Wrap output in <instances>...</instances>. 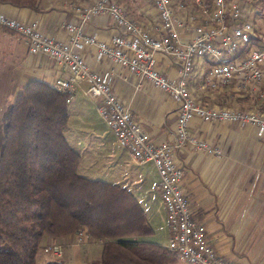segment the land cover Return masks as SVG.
<instances>
[{
  "label": "crops",
  "instance_id": "crops-1",
  "mask_svg": "<svg viewBox=\"0 0 264 264\" xmlns=\"http://www.w3.org/2000/svg\"><path fill=\"white\" fill-rule=\"evenodd\" d=\"M115 1L127 16L149 31H156L158 14L154 0ZM238 1L242 8L251 11L249 18L255 23L258 13L256 2ZM94 2L95 0H40L38 9L0 3V12L23 22L37 21L47 34L66 40L68 37L66 25L80 21L77 7L86 8ZM150 3L153 4V8ZM177 3H180L179 6ZM173 6L180 23L181 37L188 41L194 34L191 26L188 27L189 14L200 15L201 5L197 4L196 0H173ZM255 25L262 35L261 42L264 43V24ZM84 29L87 33L104 40L119 31L115 19L107 14L93 16L84 25ZM246 51V48L242 47L239 54L228 58L242 56ZM83 54L93 70L111 76L113 91L131 110L150 139L156 142L174 140L178 108L167 92L107 59L97 62L94 48H86ZM7 62L11 68L0 74V105L11 101L12 106L31 81L39 80L52 85L61 73L57 61L45 55L31 54L25 40L0 28V66L5 65L8 68ZM196 62L195 72L189 82L198 98L206 105L231 104L235 108L264 111V97L252 92L238 91L235 86H229L221 91L213 89L206 92L197 91L200 76L210 67L211 61L205 59ZM158 66L164 74L177 77L179 68L173 58L159 55ZM86 88L87 84H83L77 89L71 101L76 100L74 112L81 116L80 123L86 128L93 126L87 111L93 114L97 123L106 125L105 128L98 129L100 137H110L109 156L118 157L120 162L118 171L111 177L124 179L122 184L117 185L129 189L139 200L153 229L149 236L156 237L158 232L163 233L160 242H145L167 248L170 229L167 212L157 190L160 177L156 166L153 163L137 165L129 152L121 148L115 134L99 115L94 100L85 93ZM261 91H264V85ZM69 114L71 118L70 110ZM190 130L208 145L220 150L219 153L204 152L188 144L176 151L177 159L184 169L183 187L191 202L195 218L206 225L209 242L221 258L232 264H264V135H259L254 125L207 122L199 117L191 121ZM77 145L82 150L84 142L78 140ZM81 156L83 160V155ZM128 161L137 166H127ZM52 242H59L64 246V256L60 259L62 264H97L102 255V251L97 250L98 246L103 250L102 242L92 240L79 242L74 234L58 239L46 237L41 246ZM38 263L48 264L46 254L40 250L37 254Z\"/></svg>",
  "mask_w": 264,
  "mask_h": 264
},
{
  "label": "built area",
  "instance_id": "built-area-1",
  "mask_svg": "<svg viewBox=\"0 0 264 264\" xmlns=\"http://www.w3.org/2000/svg\"><path fill=\"white\" fill-rule=\"evenodd\" d=\"M154 2L158 14L155 32L127 16L115 0H95L86 8L77 7L80 21L66 25V40L47 34L37 21L23 22L3 12H0V28L25 40L31 54L45 55L58 62L61 73L52 85L68 95L69 103L77 89L87 84L85 93L94 100L99 115L115 134L118 144L129 152L135 163L156 166L160 177L157 190L170 229L167 249L184 264H232L219 256L209 242L206 225L195 218L183 187L184 169L176 151L191 144L204 152H220L191 132L190 123L195 117L207 122L254 125L259 135H264V111L206 105L189 82L196 60L209 59L211 65L202 72L197 91H221L235 86L238 91L264 97L261 91L264 85L262 35L249 18L251 11L242 8L238 0H196L201 5V14H189L188 27L191 26L194 34L184 41L173 0ZM99 14L111 15L116 21L119 31L109 39H100L84 29V25ZM89 47L94 48L97 62L107 59L150 81L173 98L178 116L172 142H156L147 136L131 110L113 91L111 76L88 65L83 51ZM242 47L247 50L244 55L228 58L239 54ZM159 55L173 58L179 68L177 77L160 70ZM75 236L79 242L91 240L86 228H80ZM43 250L56 258L64 255V246L59 242Z\"/></svg>",
  "mask_w": 264,
  "mask_h": 264
},
{
  "label": "trees",
  "instance_id": "trees-1",
  "mask_svg": "<svg viewBox=\"0 0 264 264\" xmlns=\"http://www.w3.org/2000/svg\"><path fill=\"white\" fill-rule=\"evenodd\" d=\"M38 9L40 0H0ZM68 95L27 84L5 114L0 150V264H37L46 237L86 228L102 242L97 264H178L167 248L133 238L153 229L127 188L79 174L82 156L69 143ZM60 264V262H56Z\"/></svg>",
  "mask_w": 264,
  "mask_h": 264
},
{
  "label": "rangeland",
  "instance_id": "rangeland-1",
  "mask_svg": "<svg viewBox=\"0 0 264 264\" xmlns=\"http://www.w3.org/2000/svg\"><path fill=\"white\" fill-rule=\"evenodd\" d=\"M254 1L256 2L258 6V13L255 18L256 19L255 23L261 26L262 24H264V0H254ZM179 4L180 3H177L176 5L179 6ZM150 6L152 7L153 4L150 3ZM7 66L8 68L5 67V65L0 66V74H2V72L5 71V69L9 70V68H11V65L9 64V62H7ZM10 102L11 101H7L5 104L0 105V150H1L2 141H3V134H4L5 114L8 111L9 107L11 106ZM0 104H1V101H0ZM75 104H76V100L69 103V110L71 113V118H70V121H69V124L67 126L65 133H66V137L69 143L71 144V146H73L83 155V160L78 169L79 174L87 178H90V179L102 180L105 182H110V183H115V184H120V183L122 184L124 179H117V177H111L112 174L118 171V168L120 167L119 166L120 162H119L118 157L113 158L109 156V154L111 155V151H110L111 144H110V139H109L110 137L109 138L100 137L101 133L98 130L100 128H105L106 125L104 123H101V124L97 123V121L94 120L93 114L90 111H87L88 113L87 115H88V118H90V121L93 124V126L86 128L83 125H81L80 123L81 116L78 115L76 112H74ZM228 105L230 107H234L231 104H228ZM240 109H246V108L240 107ZM78 140H81L84 142L83 148L81 147L82 150L78 148L79 147L77 145ZM137 165L133 162L132 163H130L129 161L127 162V166H130V167L137 166ZM152 197L154 196L152 195ZM161 234L163 233L158 232L156 237L145 236V237L133 238V240L160 242ZM44 247L40 249L41 253L44 252L43 250ZM100 248L101 247L99 246L97 247L98 252L102 251ZM45 254L47 256L48 264H56V262H60V259H62L64 256L63 255L61 258H56L48 253H45ZM38 264H44V263H38ZM178 264H184V263L178 260Z\"/></svg>",
  "mask_w": 264,
  "mask_h": 264
}]
</instances>
